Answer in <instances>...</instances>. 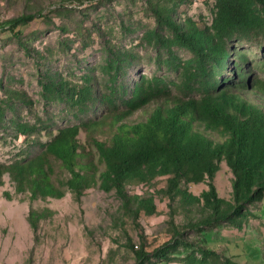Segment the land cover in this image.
<instances>
[{
	"label": "trees",
	"instance_id": "16d2710c",
	"mask_svg": "<svg viewBox=\"0 0 264 264\" xmlns=\"http://www.w3.org/2000/svg\"><path fill=\"white\" fill-rule=\"evenodd\" d=\"M95 1L21 0L24 11L1 26L26 54L33 51L40 60L41 54L22 40L24 28L33 20L53 25L52 14L68 15ZM143 1L155 23L145 38L164 53L162 65L178 81L140 77L130 90L116 86L119 65L127 57L109 48L108 69L113 75L106 93L99 94L89 85L72 86L59 74L39 72L46 105L64 103L78 111L98 105L104 112L58 129L35 157L0 163V186L7 176L14 192L29 194L31 201L61 200L71 193L80 202L93 187L114 192L141 230L137 224L140 212L147 216L156 213L154 196L130 195L128 188L164 178L165 187L159 194L168 200L171 221L174 204L186 213L197 208L201 218L173 227L170 240L150 252L145 250L146 238L140 233L139 247L130 241L126 244L135 255L134 264L171 263L180 247L190 249L181 264H219L214 251L187 244L183 231L200 233L202 228L221 224L241 231L251 215L249 208L263 201L264 82L252 77L248 55L232 45L264 37V0H215L209 24L178 19L177 9L186 0ZM176 50L191 57L182 60ZM1 89L0 129L11 128L13 138L23 137L24 141L42 131L40 125L17 119L18 105L32 106L27 94ZM81 131L86 134V144L78 140ZM222 163L232 175L230 201L220 198L214 185ZM198 184L207 189L194 196L188 186ZM3 195L10 200L7 192ZM51 215L47 208L29 210L26 221L35 238L39 223Z\"/></svg>",
	"mask_w": 264,
	"mask_h": 264
},
{
	"label": "rangeland",
	"instance_id": "374dc122",
	"mask_svg": "<svg viewBox=\"0 0 264 264\" xmlns=\"http://www.w3.org/2000/svg\"><path fill=\"white\" fill-rule=\"evenodd\" d=\"M214 2L186 0L178 7L177 17L209 24ZM23 11L21 0H0V99L4 97L1 86L25 92L32 106L18 105L17 119L40 125L42 131L24 141L23 137L14 139L11 128L0 129V163L35 157L58 129L85 122L104 112L98 105H88L84 111L58 102L46 105L41 97L39 72L59 74L72 86L89 85L99 94L106 93L107 87L112 86L113 75L108 69L109 48L127 57L119 65L116 86L130 90L140 77L178 81L176 75L162 65L164 53L145 38L155 23L143 0H96L91 5L75 8L68 15L55 17L52 14L53 25L33 20L24 28L22 40L41 54L40 60L33 51L26 54L11 33L1 26ZM234 47L248 55L252 77L264 82V37L233 42ZM176 54L182 60L191 57L183 50H176ZM86 78L90 79L89 83ZM78 140L86 144V134L81 131ZM56 175L59 177L58 172ZM231 179L230 171L222 163L214 185L218 196L229 201ZM3 182L0 186V264H134L135 255L126 244L130 241L139 247L140 233L146 238L145 250L150 252L170 240L173 227L181 228L201 218L197 208L186 213L174 204L176 210L171 221L168 200L159 194L165 187L164 178L150 185L128 188L130 195L154 196L156 213L147 216L143 210L140 212L137 224L141 230L135 227L132 214L122 208L114 192L105 193L93 187L80 202L75 201L71 193L61 200L31 201L29 194L14 192L7 176L3 177ZM206 189L205 184L188 186L194 196ZM4 192L9 194V201ZM44 208L52 215L39 223L35 238L26 218L29 210ZM249 211L251 215L241 231L222 224L202 228L200 233L186 229L183 231L185 242L214 251L220 258L219 264L226 260L230 261L226 264H264V198ZM189 251L180 247L175 261L157 264H181Z\"/></svg>",
	"mask_w": 264,
	"mask_h": 264
}]
</instances>
